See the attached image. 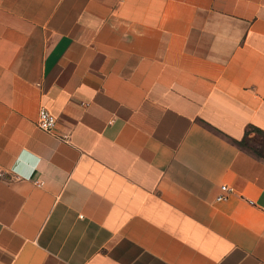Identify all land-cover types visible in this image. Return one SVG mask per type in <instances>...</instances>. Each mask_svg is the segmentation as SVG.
Segmentation results:
<instances>
[{"label":"crops","instance_id":"obj_1","mask_svg":"<svg viewBox=\"0 0 264 264\" xmlns=\"http://www.w3.org/2000/svg\"><path fill=\"white\" fill-rule=\"evenodd\" d=\"M250 129L264 0H0V264H264Z\"/></svg>","mask_w":264,"mask_h":264},{"label":"built area","instance_id":"obj_2","mask_svg":"<svg viewBox=\"0 0 264 264\" xmlns=\"http://www.w3.org/2000/svg\"><path fill=\"white\" fill-rule=\"evenodd\" d=\"M57 124L56 117L46 108H42L39 113V120L38 125L40 128L47 132H51L55 129ZM223 193L220 194L218 197L219 200H223L227 197V193H230L232 191L231 188L228 187V185L222 186Z\"/></svg>","mask_w":264,"mask_h":264},{"label":"rangeland","instance_id":"obj_3","mask_svg":"<svg viewBox=\"0 0 264 264\" xmlns=\"http://www.w3.org/2000/svg\"><path fill=\"white\" fill-rule=\"evenodd\" d=\"M244 145L257 154L264 156V135L260 133H252L245 141Z\"/></svg>","mask_w":264,"mask_h":264},{"label":"trees","instance_id":"obj_4","mask_svg":"<svg viewBox=\"0 0 264 264\" xmlns=\"http://www.w3.org/2000/svg\"><path fill=\"white\" fill-rule=\"evenodd\" d=\"M252 133H260V134H262V131L259 130V129H250V130L248 131V133H247V137H250V135H251ZM246 140H247V139H246ZM246 140H244V141L242 142V144H244ZM256 154H257V153H256ZM257 155H259V154H257ZM259 156H262V155H259Z\"/></svg>","mask_w":264,"mask_h":264}]
</instances>
